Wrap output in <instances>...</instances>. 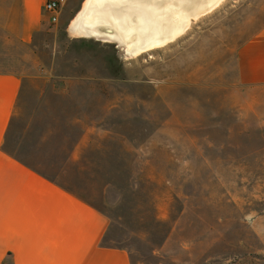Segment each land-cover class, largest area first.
Here are the masks:
<instances>
[{"label": "rangeland", "instance_id": "rangeland-1", "mask_svg": "<svg viewBox=\"0 0 264 264\" xmlns=\"http://www.w3.org/2000/svg\"><path fill=\"white\" fill-rule=\"evenodd\" d=\"M12 1L0 72L25 82L5 149L103 211L131 264H264V86L240 87L237 68L264 0H223L134 58L76 35L85 0L20 45L3 29Z\"/></svg>", "mask_w": 264, "mask_h": 264}, {"label": "crops", "instance_id": "crops-1", "mask_svg": "<svg viewBox=\"0 0 264 264\" xmlns=\"http://www.w3.org/2000/svg\"><path fill=\"white\" fill-rule=\"evenodd\" d=\"M44 2L13 0L6 36L30 46L49 22ZM237 68L240 87L264 86V28L239 48ZM24 82L0 72V264H131L125 249L105 243L103 211L5 149Z\"/></svg>", "mask_w": 264, "mask_h": 264}, {"label": "bare ground", "instance_id": "bare-ground-1", "mask_svg": "<svg viewBox=\"0 0 264 264\" xmlns=\"http://www.w3.org/2000/svg\"><path fill=\"white\" fill-rule=\"evenodd\" d=\"M223 0H85L72 21L76 35L104 38L138 57L166 46L187 31L192 20Z\"/></svg>", "mask_w": 264, "mask_h": 264}, {"label": "built area", "instance_id": "built-area-1", "mask_svg": "<svg viewBox=\"0 0 264 264\" xmlns=\"http://www.w3.org/2000/svg\"><path fill=\"white\" fill-rule=\"evenodd\" d=\"M63 0H45L42 11L49 16V22L56 24L59 20L60 8Z\"/></svg>", "mask_w": 264, "mask_h": 264}]
</instances>
